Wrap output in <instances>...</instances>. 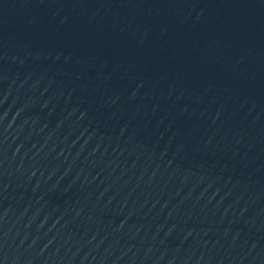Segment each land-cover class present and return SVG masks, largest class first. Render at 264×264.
Returning <instances> with one entry per match:
<instances>
[{
    "label": "water",
    "instance_id": "1",
    "mask_svg": "<svg viewBox=\"0 0 264 264\" xmlns=\"http://www.w3.org/2000/svg\"><path fill=\"white\" fill-rule=\"evenodd\" d=\"M0 264H264V0H0Z\"/></svg>",
    "mask_w": 264,
    "mask_h": 264
}]
</instances>
